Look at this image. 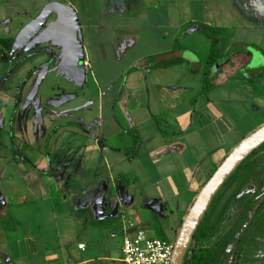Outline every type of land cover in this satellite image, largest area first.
I'll return each mask as SVG.
<instances>
[{
	"label": "crops",
	"instance_id": "1",
	"mask_svg": "<svg viewBox=\"0 0 264 264\" xmlns=\"http://www.w3.org/2000/svg\"><path fill=\"white\" fill-rule=\"evenodd\" d=\"M251 1L257 14L224 23L202 0H0V40L59 2L83 46L79 60L41 37L0 48V264H125L124 236L176 240L232 136L264 122V0ZM204 26L225 30L208 93Z\"/></svg>",
	"mask_w": 264,
	"mask_h": 264
},
{
	"label": "flooded vegetation",
	"instance_id": "2",
	"mask_svg": "<svg viewBox=\"0 0 264 264\" xmlns=\"http://www.w3.org/2000/svg\"><path fill=\"white\" fill-rule=\"evenodd\" d=\"M248 169L243 184L234 180L227 190L224 183L217 192L228 195L220 202L230 203V208L210 240L195 239L194 235L187 261L199 258L204 264H264V148L253 155Z\"/></svg>",
	"mask_w": 264,
	"mask_h": 264
},
{
	"label": "water",
	"instance_id": "3",
	"mask_svg": "<svg viewBox=\"0 0 264 264\" xmlns=\"http://www.w3.org/2000/svg\"><path fill=\"white\" fill-rule=\"evenodd\" d=\"M79 21L74 8L50 2L38 16L25 25L14 39L12 54L26 47L37 37L54 39L64 46L72 58L79 60L83 46L78 35ZM264 144V125L243 139L218 166L202 187L191 208L184 217L174 242L171 264H183L196 230L213 198L231 174L255 150Z\"/></svg>",
	"mask_w": 264,
	"mask_h": 264
},
{
	"label": "trees",
	"instance_id": "4",
	"mask_svg": "<svg viewBox=\"0 0 264 264\" xmlns=\"http://www.w3.org/2000/svg\"><path fill=\"white\" fill-rule=\"evenodd\" d=\"M204 31L211 40V49L210 54L207 60V64L204 70V77H203V93H208L215 87V80L217 75H214L213 68L219 63L223 54L221 53L220 44H219V37L225 34V30L223 28H216L210 26H204ZM14 39L8 40H0L1 49L5 52L11 53L12 46H13ZM264 148V144L260 146L257 150H255L244 162L232 173V175L226 180L224 187L227 190L231 187V183L234 180L243 184L246 180L245 171L249 172L250 169L245 170L246 166L249 164L250 160L252 159L253 155L259 152L261 149ZM238 189H235L230 200L232 197L238 192ZM226 192V190H225ZM225 194H217L214 199L212 200L207 212L205 213L204 217L202 218L195 234V239L200 238L202 241H208L213 236L214 232L218 229L221 221L227 214L230 203L226 202L222 204L220 200ZM228 196V195H227ZM205 257H203L204 259ZM198 259H192L191 261H187V256L184 258L183 264H204V261ZM189 262V263H188ZM191 262V263H190Z\"/></svg>",
	"mask_w": 264,
	"mask_h": 264
},
{
	"label": "rangeland",
	"instance_id": "5",
	"mask_svg": "<svg viewBox=\"0 0 264 264\" xmlns=\"http://www.w3.org/2000/svg\"><path fill=\"white\" fill-rule=\"evenodd\" d=\"M193 1H198V0H192V2ZM202 1H204L205 3H208L209 6L214 7V8H212L213 11L211 13V18L216 17V15H218L219 19L223 22L224 21L230 22L231 20H236V18H237L236 16L239 14V12L241 13L240 10H242V9H245L247 11L249 10L251 13L257 14V11L254 10L255 8L253 7L254 1H251V0H202ZM187 2H188V0H187ZM189 3L187 4L188 6H189ZM192 5H194V4L192 3ZM224 23H226V22H224ZM202 34H204V35H201V36H204V37L206 36L205 33H202ZM253 41H254V44L256 47H258V48L264 47V46H261L262 44L258 43L257 39H256V41L255 40H253ZM0 48H1V46H0ZM3 66L4 65H2V67ZM60 68H62V67H60ZM77 68H79V69H74V72H77V73H76V75L74 74V77H73L72 82H71L75 87L77 84H81L83 82V80H82L83 79V75H82L83 71L81 70L80 66H78ZM77 70H79V71H77ZM60 73L66 74L63 70H60ZM58 83H59V85L61 84L60 82H58ZM247 123H246V125L245 124L241 125L242 126V128H241L242 132L240 135L236 136L234 134L232 136L231 140L233 141L234 144L240 140H243V137L246 136V134H252V132H255L257 129L262 127V125H264L262 116H260L258 118H256V116L252 117ZM167 237L172 243L175 242V237L173 235L168 234Z\"/></svg>",
	"mask_w": 264,
	"mask_h": 264
},
{
	"label": "built area",
	"instance_id": "6",
	"mask_svg": "<svg viewBox=\"0 0 264 264\" xmlns=\"http://www.w3.org/2000/svg\"><path fill=\"white\" fill-rule=\"evenodd\" d=\"M115 237V235H113ZM174 243L159 238L124 236L122 254L125 264H171Z\"/></svg>",
	"mask_w": 264,
	"mask_h": 264
}]
</instances>
